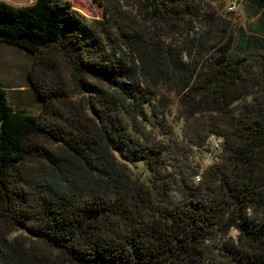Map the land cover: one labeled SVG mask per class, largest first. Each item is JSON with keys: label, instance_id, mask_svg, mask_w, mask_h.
<instances>
[{"label": "trees", "instance_id": "16d2710c", "mask_svg": "<svg viewBox=\"0 0 264 264\" xmlns=\"http://www.w3.org/2000/svg\"><path fill=\"white\" fill-rule=\"evenodd\" d=\"M94 1L101 19L68 0H0V42L33 56L41 101L26 113L0 87V222L28 236L1 234L0 264H264V0H247L249 34L204 0ZM161 89L181 135L159 134ZM210 139L193 183L189 149L213 152Z\"/></svg>", "mask_w": 264, "mask_h": 264}, {"label": "rangeland", "instance_id": "374dc122", "mask_svg": "<svg viewBox=\"0 0 264 264\" xmlns=\"http://www.w3.org/2000/svg\"><path fill=\"white\" fill-rule=\"evenodd\" d=\"M14 5H25L30 4L34 0H3ZM71 2L73 7L79 10L86 18L88 19H101L102 17V7L99 6L94 0H68ZM108 3L107 8H114L113 0H103L102 3ZM124 1L120 0L117 4L119 7H123ZM230 4H234L235 10L233 12H228L227 7ZM247 0H204V9L207 13L215 11L221 19L224 21L223 24L228 25L235 29L238 28L244 29L247 34H249L248 27L254 23L255 18L249 17L246 11ZM126 10H129L135 13L134 8L130 6L123 7ZM120 9V8H119ZM251 55L257 54L256 50H251L249 52ZM236 56V53L234 54ZM32 55L26 52L25 50L6 43L0 42V87L6 90V97L9 105L13 108L21 109L26 113L36 115L40 111L41 101L36 96V93L30 87L28 74L30 72V67L32 63ZM53 61L58 65L62 81L65 85V90L68 95V100L73 104H78L83 101V96L76 92L67 78V73L62 64L60 63V58L58 56H53ZM161 94L165 97L166 107L164 114H157L156 120L160 122L162 132L166 133L171 128L172 132L176 135H181V125L175 119V113L177 109V97L174 92H169L166 89H161ZM158 97H156L157 99ZM164 136V134L162 135ZM220 144L219 140L210 139L209 143L212 146V142ZM204 152L198 151L195 153L193 149H189V152L193 156L192 165H200V168L197 170L198 173L193 179V183H197L200 174L206 166H208L213 159L214 152ZM118 161L123 165L128 173L135 176H144V170L139 162H131L128 158H120L118 156ZM38 166L35 164L32 167ZM41 167V166H40ZM45 166H42V169ZM3 235L7 241H11L13 238H17L20 242H27L28 236L25 233L15 232L11 235L6 234V229H3V226L0 222V235ZM237 233L233 229L229 233V238L232 241L235 240ZM1 240V238H0Z\"/></svg>", "mask_w": 264, "mask_h": 264}, {"label": "built area", "instance_id": "2783aa9c", "mask_svg": "<svg viewBox=\"0 0 264 264\" xmlns=\"http://www.w3.org/2000/svg\"><path fill=\"white\" fill-rule=\"evenodd\" d=\"M234 10H235V6H234V4H230V5L227 7V11H228V12H233ZM212 149H213V150L218 149V144L215 143L214 141L212 142Z\"/></svg>", "mask_w": 264, "mask_h": 264}]
</instances>
